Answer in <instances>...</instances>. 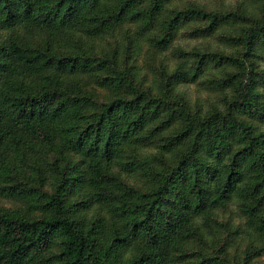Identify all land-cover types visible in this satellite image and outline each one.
<instances>
[{
	"label": "trees",
	"instance_id": "obj_1",
	"mask_svg": "<svg viewBox=\"0 0 264 264\" xmlns=\"http://www.w3.org/2000/svg\"><path fill=\"white\" fill-rule=\"evenodd\" d=\"M214 1L0 0V264H264V0Z\"/></svg>",
	"mask_w": 264,
	"mask_h": 264
},
{
	"label": "rangeland",
	"instance_id": "obj_2",
	"mask_svg": "<svg viewBox=\"0 0 264 264\" xmlns=\"http://www.w3.org/2000/svg\"><path fill=\"white\" fill-rule=\"evenodd\" d=\"M209 3H212L213 5H216L214 0H210V1L208 0V4Z\"/></svg>",
	"mask_w": 264,
	"mask_h": 264
}]
</instances>
